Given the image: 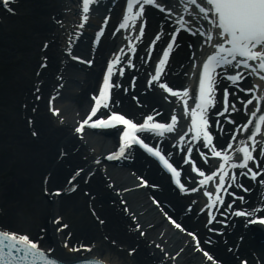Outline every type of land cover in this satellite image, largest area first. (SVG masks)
Here are the masks:
<instances>
[{
    "label": "bare ground",
    "instance_id": "obj_1",
    "mask_svg": "<svg viewBox=\"0 0 264 264\" xmlns=\"http://www.w3.org/2000/svg\"><path fill=\"white\" fill-rule=\"evenodd\" d=\"M19 1L20 3L25 1L28 4H35L27 12L30 17L29 34L34 36L35 40L42 38L48 40L50 45L43 51L36 47L30 48L29 54L21 61L20 67L25 74L23 79L26 77V82H28L26 83L28 84L26 90L28 105L25 109L17 108L18 94H20V87L24 82H21L22 80L16 76L17 74L6 79L8 91L12 93L10 94L11 111L15 117L9 132L0 133V145L11 143L15 149L14 152L9 149L3 150V155H0V207L6 208L5 218L3 219L2 216L0 218L2 220H0V227L9 228L10 226L7 224L18 220L22 206L25 205L24 198L31 186L40 185L43 190L50 184H61L64 188H68L70 184H67L65 176L75 175L76 179L72 182V184L78 185L75 192L62 194L60 201L42 192V196L38 197V205L31 207L32 213L27 216L29 224L34 223V220L43 223L42 229L45 236L40 240L41 246L55 248L66 260L84 255L94 256L112 264H162V262L163 264H215L213 260L204 259L199 250L195 248L194 240L188 234L190 230L196 232L203 248L210 250L216 261H220V264H242L245 259L248 264H264L262 230L261 228L248 229L244 216L221 217L220 213H217V220L209 225L206 210L203 213L200 212L203 200L198 198V192L186 197L174 192L167 174L165 175L150 159L142 160L140 157H136L134 161L119 162L117 165L106 162L103 154L113 145L111 136L88 131L81 137L72 130L73 125L79 120L78 118L85 112V107L89 102L88 93L94 88L98 67L103 58L115 48L119 50L123 47L125 51L128 48L124 39L121 42L120 38V40L116 39L117 37L115 39L105 37L97 52L91 50L87 39L90 34L89 30L98 20V11L96 10L97 14L90 18L91 21L85 27L82 38L73 45V51H76L77 54L94 57L96 60L92 68L85 66L82 68L78 67L79 65L74 61H70V57L63 51L67 47L68 36L79 25V21L74 16L78 13L77 0ZM54 6L56 7L51 12ZM102 9L106 10V4L102 5ZM112 10V13L115 14V8L112 7ZM65 11L70 14H66ZM53 13L57 14L52 15ZM146 15L149 18L147 29L151 42V39L155 38V33L160 31L161 15H157L152 10L148 11ZM47 16L50 17L49 20L43 18ZM61 18H64L63 23H55L56 19ZM164 28L166 33L170 27L165 25ZM2 31L0 26V56L7 60H14L17 55L23 58L20 51L15 52V44L9 42L10 40L5 42L4 39H1ZM120 34L122 38L127 36L123 29L117 33L118 36ZM163 36L164 34L153 46L155 49L151 51V57L157 61L161 57L159 53L162 48ZM146 44L140 43L137 46L138 50L133 61L136 66L132 69L127 66L125 78L120 81V83L123 81L125 87L124 90L122 88L123 93L120 94L125 98V102L121 106L132 114L140 113L145 107L155 106L156 111H161L163 115L170 111L172 103L169 104L166 96L159 92L155 82L152 87L147 84L149 76L153 74V69L151 63L145 62L148 57ZM34 54L38 58L46 57L49 63L39 76H35V72H26V67L34 64L38 59ZM182 55L171 54L165 65L162 78L168 80L170 85L181 86L191 83L192 77L186 75L191 71L189 49ZM140 57H144V59L141 60ZM56 73L63 75L65 81L63 89L57 87L62 82L55 79ZM27 76H30V81ZM133 77H135L134 87L132 86ZM36 81H42L43 84L39 86ZM255 81L261 83L258 79ZM39 87L38 92L43 95L41 102H31V97H34L31 90L34 91ZM229 91L231 92L232 89L230 88ZM48 95L54 96L55 105L53 107L60 109L59 114L49 111L47 101H45ZM31 107H36V110L33 111ZM241 115L246 116L248 113ZM61 116L63 121L60 119ZM234 118L241 119L239 116ZM221 123L224 125L223 135L227 138L229 125L225 124L223 120ZM110 133L113 134V132ZM162 144L181 164L184 180L185 176H193L188 165L183 163L180 151L170 147L165 141ZM97 158H99V163L96 162ZM192 158L196 160L197 166L202 168L207 167L208 169L209 164L213 163L212 160L204 161L198 157L195 147ZM12 168L14 173L5 179L2 176L3 173L10 172ZM77 169L82 170L78 175ZM140 176L149 181L147 188L136 187V185H141ZM261 179H264V174H261V177L256 178L255 181L251 178L244 181V178H241V182H245L246 187L251 189L250 192L230 188L229 192L236 190L238 196L245 197L244 201L234 198L236 203L233 206L254 207L264 204V185L259 182ZM185 182L192 185L187 180ZM152 185L156 187H152ZM117 189L121 191H117ZM125 189L127 190L125 191ZM152 197H155L160 205H163V209L153 201ZM189 204L192 205L190 211ZM126 206L129 209L128 212L125 211ZM67 209L72 211L73 216L84 213L86 219L81 217L76 220L73 216H65L64 223H68V229L59 232L54 221L50 222V217L54 212H58L55 216L61 215L60 213ZM165 211L170 212L178 223L188 231L185 232L170 222L167 223L164 217ZM129 213L135 215L136 219L133 220ZM221 219H227L228 223L218 222ZM100 220H103V223H100ZM137 222L144 231L143 235H141V229L135 227ZM210 228H223L224 231L222 233L209 231ZM67 232L72 233V236L68 238L70 249L59 245L60 241L67 237ZM207 241H211V243ZM77 243H91L93 247L90 251L81 249L79 252H73L72 246ZM157 244L164 245L169 253L168 257L164 256V253L156 246ZM128 249H133V252L128 253ZM175 253H179V255H175Z\"/></svg>",
    "mask_w": 264,
    "mask_h": 264
},
{
    "label": "snow or ice",
    "instance_id": "obj_2",
    "mask_svg": "<svg viewBox=\"0 0 264 264\" xmlns=\"http://www.w3.org/2000/svg\"><path fill=\"white\" fill-rule=\"evenodd\" d=\"M4 3L9 11H14L9 6V0H4ZM97 3L98 0H80L81 19L79 26L68 37L65 48L68 54H73V45L82 38L84 25L90 18L91 7ZM153 7L160 11L161 26L148 46L146 55L149 58H151L152 46L161 39V35H169L165 33L164 26L173 28L167 46L162 49V56L147 80L149 87L155 82L165 90L166 94H171L166 95V99L174 105L170 110L169 119L167 121L154 119L159 113L153 112L141 122H137L130 115L110 108L112 89L114 86L119 87L114 85L113 76L117 71L121 76L124 73L121 60L125 65L133 68L136 66L131 58L124 55L125 48L122 47L106 62L98 94H92L94 103L90 105V110L85 116L76 123L74 132L83 137L86 126L92 129H104L122 125L118 149L107 153L109 159L124 158L126 152L131 151L133 144L141 145L154 158H158L163 168L170 172L180 191L195 192L197 188L203 186L201 191L206 194L207 202L200 212L203 213L207 209L209 225L217 220V213H220L221 217L244 216L247 224L264 225V215H258L264 211V204L233 208L236 203L234 198L244 201L245 197L238 196L236 190L229 192L230 188L250 192L251 189L246 187L245 182H241V178H244V181L248 178L255 181L264 174V87L259 83L249 86V81L254 77L264 81V0H127L126 11L113 35L121 29L125 30L127 50L131 54L137 52V42L145 35V27L148 23L146 11ZM108 19V16L104 17V26H107ZM104 26L99 27L95 32L94 39L97 44L100 43L105 32ZM132 33L137 34L133 36ZM185 34L190 36L185 43L190 52L191 64V71L186 75L195 77L196 87L191 84L170 86L162 78L170 53L177 44L178 35L182 38ZM44 47H47V42ZM73 58L77 61L84 59L81 55H73ZM140 59L143 60L144 57ZM84 62L91 65L93 60L86 59ZM44 63H47L46 58ZM132 86H135V77ZM102 108L107 110V115L100 114ZM50 110L54 114L60 113L57 107H51ZM242 113L248 115L242 116ZM236 116L241 119L234 118ZM60 119L63 121L62 116ZM221 120L229 125L227 138L223 135L224 125ZM182 121L184 128H181ZM146 133L152 134L157 139L156 146L142 139ZM170 136L172 139L169 146L186 154V158L182 157L183 163L187 164L194 174H198V183L194 176H185V180L195 184L196 187H190L182 182V169L171 162L172 152L166 155L161 149L159 141L168 140ZM194 147L196 155L202 157L204 161L215 160L214 164H209L207 171L198 167L196 160L192 158ZM96 162L99 163V158ZM81 171L77 169V175ZM75 179V175L71 177V180ZM71 180L68 191H73L76 187ZM139 180L141 185L149 184L143 176H140ZM259 182L264 185V179ZM152 187L156 186L152 185ZM209 187L212 190H209ZM44 191L47 192L48 189L45 188ZM54 191L59 194L64 190L56 188ZM117 191L121 190L117 189ZM224 194L230 197L227 202ZM152 199L163 209V205H160L155 197ZM217 205L223 206V210ZM191 207L192 205L189 204V211ZM125 211H129L127 206ZM129 214L132 215L133 220L136 219L135 215ZM164 216L176 228L188 231L167 211L164 212ZM54 221L57 231L68 229V224L63 222L61 216H54ZM218 222L227 224L228 220L221 219ZM100 223H103V220H100ZM135 227L141 229L138 222ZM209 231L222 233L224 229L210 228ZM143 234L144 231L141 229V235ZM189 234L194 240L195 248L203 252L208 260H213L212 254L201 246L196 232ZM71 236L72 233L67 232V237L62 241L64 247L68 246V238ZM207 242L211 243V241ZM156 246L165 257L169 256L164 245ZM92 247L91 243H77L72 246V251L79 252L81 249L90 251ZM0 264H66V259L55 248L41 246L40 239L32 237L27 231L0 227ZM80 264H105V262L90 258ZM215 264H220V261H216ZM242 264H248V261L245 259Z\"/></svg>",
    "mask_w": 264,
    "mask_h": 264
},
{
    "label": "rangeland",
    "instance_id": "obj_3",
    "mask_svg": "<svg viewBox=\"0 0 264 264\" xmlns=\"http://www.w3.org/2000/svg\"><path fill=\"white\" fill-rule=\"evenodd\" d=\"M34 5L28 4L25 1H21V3L17 6L18 13L16 15H10L8 17H5L2 20V22L0 23L1 29L3 30L1 32V34L3 36V37L1 36V39L2 40L4 39L5 42L10 40L9 42H11L13 45L15 44V46H16L15 52L20 51L21 54H23V58H21L22 56L18 57V55H17L14 60L13 59L7 60L6 58H2L0 56V133H3V134H6V132H9L10 128L13 126V123H14L13 119L15 117V115L11 111V109H12L11 104L12 103L10 100V97H11L10 94H12V93L8 91L9 89H8V84L6 85V79L8 80V78L14 77L15 74H17L16 76H18L19 79L22 80L21 82H24L22 84L23 86L20 87V91H19L20 94H18L20 99L18 98V100H17L18 101L17 108L20 109V106L22 103L21 99H22V97H25L26 93H28L26 91L28 89V84H26V83H28V82H26L27 81L26 77H25V79H23L25 74L23 73L24 72L23 69L20 67L21 61L25 59L27 54H29L30 48H32V49H33V47L34 48L35 47L40 48V46H42V44H43L42 42L44 40V38H42L40 40H35L34 36H31L29 34L30 33V29H29L30 17L27 14V12H29L31 7H33ZM55 7L56 6H54L52 8L51 12L54 11ZM43 18H46L47 20L50 19L49 16L43 17ZM35 58H38V57L35 55ZM39 63H40L39 59H36V62H34V64L26 67V72L34 73V69L36 68V66H38ZM99 72L100 71H98V74H99ZM29 77L27 76L28 80L30 81ZM28 136H30L29 133H28ZM8 149L10 151L14 152L15 148H14L13 144H11V143L0 145V155H3V153H4L3 150H8ZM13 173H14V171L12 168V170H10V172L3 173L2 176L6 179V178H9L10 175ZM65 177H67V175ZM60 186H61V184H59V185L50 184L49 189H51V191H52L53 188H59ZM42 192L43 191H42L40 185H38L36 187H33V186L30 187V189L27 192V195L24 198L25 205L22 206V209H21L19 216H18V220L16 222L13 221L12 224H7L8 226H10L9 228H11V229L14 228V229L20 230V231H23V230L27 231L31 234L32 237L35 236L36 234L40 233V229L43 227L42 226L43 223L38 222L37 220H34L35 221L34 223L29 224V220L27 219V216L29 213L30 214L32 213L31 207L38 205V202H39L38 197L42 196ZM60 199H62V196L59 198V200ZM0 206H1V204H0ZM0 209H1V211L3 210V213H1V215L4 219L6 216L5 215V213H6L5 209L6 208L0 207ZM57 213L58 212H54L52 214V216H55V214H57ZM60 214H63L64 220H66L67 216L68 217L73 216L72 211L68 210V209L65 211H62ZM1 215H0V218H1ZM73 217L76 220L81 219V217L83 219H86V216L84 213H80L79 215H76ZM8 223H10V222H8ZM128 250H127V252H128Z\"/></svg>",
    "mask_w": 264,
    "mask_h": 264
}]
</instances>
